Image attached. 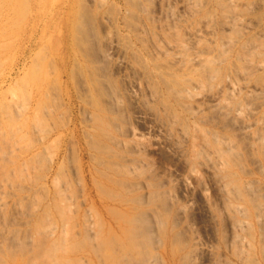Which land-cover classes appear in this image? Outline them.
Returning <instances> with one entry per match:
<instances>
[{"label": "rangeland", "instance_id": "1", "mask_svg": "<svg viewBox=\"0 0 264 264\" xmlns=\"http://www.w3.org/2000/svg\"><path fill=\"white\" fill-rule=\"evenodd\" d=\"M84 32L88 34L85 36ZM107 51L109 55L105 59L102 53ZM132 78L138 79L136 83ZM131 79L133 84L139 82L138 87ZM99 81L105 84L100 85ZM111 92L112 100L108 95ZM236 101L239 104L234 106ZM222 102L226 106L220 109ZM224 114V119L219 117ZM263 122L264 0H0V264H100L101 254L106 255L105 261L102 259L105 264H109L111 258L110 264H132L133 259L128 257H132L133 252L136 254L133 258L143 255L140 259L145 262L135 258L133 264H146L147 260V264H151L154 257L152 264H155L156 256L157 264H264V214L261 212L260 217V213L257 215L252 210L256 206L260 211V204L264 209ZM167 125L170 126L166 128ZM213 134L216 135L214 143L219 140L216 145L211 143ZM212 144L216 146L214 149L220 145L224 148L219 147L214 153ZM217 152L222 156L219 159ZM247 184H251V191H247L250 189ZM245 191L249 192V199L253 198L249 194L259 196L250 201ZM151 192H157L152 195H157V201L148 200ZM227 192L234 193H228L229 197ZM158 195L165 198V207L158 202L162 201ZM156 202L164 208L158 209ZM148 208L156 210L155 216L159 217ZM141 210L146 215L141 216ZM119 211L122 214H118ZM132 214L144 218L141 221L146 224L160 225H156L157 230H151L154 225L149 223L148 231L145 223L137 222L141 217L134 218L139 224L130 219ZM150 215L161 223L155 222L156 219L151 221ZM208 216H212V220ZM235 219L241 221V226L235 225L237 221H232ZM260 219L262 224L258 223ZM42 222L46 225H39ZM259 224L263 225L262 232ZM143 226L149 236L136 234L143 231ZM129 233L138 237H130ZM144 236V241L146 237H153L152 242L158 238L160 241L153 244L149 240L151 248L145 246L146 241L149 243L147 239L146 252L143 243V248H139ZM108 237L113 243L120 240L115 246L109 244L118 246L116 251L124 254L127 263L120 257L121 252L117 255L108 247ZM222 237H226L225 241ZM100 238L98 243L103 241V248L96 244ZM135 239L142 255L134 251ZM20 240L23 243L18 242ZM195 246L198 249H194ZM47 249L51 250L45 251ZM126 249L133 251L132 255ZM145 253L148 258L153 255L152 259L145 257ZM96 256L100 258L99 263ZM52 259L59 262L54 263Z\"/></svg>", "mask_w": 264, "mask_h": 264}, {"label": "bare ground", "instance_id": "2", "mask_svg": "<svg viewBox=\"0 0 264 264\" xmlns=\"http://www.w3.org/2000/svg\"><path fill=\"white\" fill-rule=\"evenodd\" d=\"M82 16H83V15H82ZM80 19H81V18H80ZM82 20H84V19H82ZM81 22H82V21H81ZM77 25H78V24H77ZM75 28H78V26H76ZM75 28H74V29H75ZM79 29H81V28L79 27ZM79 29H78V30H79ZM75 30H76V29H75ZM82 30H84V29H81V31H82ZM79 32H80V31H79ZM86 33H87V32H86ZM86 33L84 32L83 35H85ZM87 34H88V33H87ZM85 36H86V35H85ZM74 37H76V36L74 35ZM82 37L84 38V36H82ZM82 37H81V38H82ZM79 38H80V37H79ZM81 38H80V39H81ZM86 38H88V37H86ZM86 38H85V39H86ZM85 39H84V40H85ZM77 40H79V39H77ZM77 40H76V41H77ZM82 40H83V39H82ZM79 41H80V40H79ZM85 41H88V39L85 40ZM85 41H84V42H85ZM81 42H82V41H81ZM90 42H91V41H90ZM75 43H80V42H75ZM85 43H86V42H85ZM88 43H89V41H88ZM228 43H229V42H228ZM224 44H225V43H224ZM84 45H85V44H84ZM91 45H92V43H91ZM91 45H90V46H91ZM78 46H79V45H78ZM90 46H88V47H90ZM83 47H84V46H83ZM88 47H86L85 49H87ZM251 47H252V46H251ZM92 48H93V47H92ZM89 49H91V48H88V50H89ZM93 49H94V48H93ZM90 51L93 52V51H95V50H90ZM90 51H89V52H90ZM82 52H86V51H82ZM89 52L87 51L86 53L89 54ZM92 52H91V53H92ZM105 52H106V51H105ZM95 53H96V52H95ZM95 53H94V54H95ZM97 54H99V53H97ZM81 55H82V54H81ZM91 55H92V54H91ZM95 55H96V54H95ZM102 55H103V58L105 57V59H106V57L109 55V52L107 51V53H104V54L102 53ZM87 56H88V55H87ZM83 57H84V56H83ZM89 57H90V56H89ZM91 57H95V56H91ZM91 57H90V58H91ZM86 58H87V57H85V59H86ZM118 59H119V58H118ZM107 60H108V59H107ZM74 61H75V60H74ZM100 61L102 62V60H100ZM117 61H118V60H117ZM120 61H121V60H120ZM121 62H122V61H121ZM98 63H100V62H98ZM117 63H118V62H117ZM130 63H131V62H130ZM131 64H133V63H131ZM116 65H117V64H116ZM134 65H135V64H134ZM75 66H76V64H75ZM128 66H129V65H128ZM130 67H131V66H130ZM135 67H136V66H135ZM135 67H134V68H135ZM102 68H103V67H102ZM137 68H138V66H137ZM86 69H87V68H86ZM79 70H80V69H79ZM129 70H130V69H129ZM131 70H132V69H131ZM139 70H141V69H139ZM99 71H101V70H99ZM136 71H137V70H135V72H136ZM75 72H76V71H75ZM87 72H88V71H87ZM103 72H104V71H103ZM137 72H138V71H137ZM95 73H97V72H95ZM101 73H102V71H101ZM101 73H100V74H101ZM131 73H132V71H131ZM73 74L75 75V73H73ZM88 74H89V72H88ZM98 74H99V73H98ZM134 74H135V73H134ZM136 74H137V76H138L139 73H136ZM213 74H214V73H213ZM89 75H90V74H89ZM129 75H130V74H129ZM144 75H145V74H144ZM104 76H105V74H104ZM131 76H132V75H131ZM90 77H91V76H90ZM107 77H108V75H107ZM132 77L135 78L136 76L134 77V75H133ZM211 77H212V75H211ZM108 78H109V77H108ZM133 78H132V79H133ZM139 78H140V76H139ZM161 78H162V77H161ZM209 78H210V77H209ZM132 79H131V80H132ZM146 79H147V76H146ZM89 80H90V79H89ZM91 80H92V78H91ZM105 80H106V78H105ZM109 80H110V78H109ZM133 80H134L135 83H136V81H137L138 79H133ZM133 80H132V84H133V82H134ZM162 80H163V78H162ZM100 81H101V80H100ZM100 81H99V84H100V85L105 84L104 82L101 84ZM106 81H107V83H109L108 80H106ZM111 81H112V80H110V82H111ZM143 81H145V80H143ZM101 82H102V81H101ZM130 82H131V81H130ZM147 82H149V81H147ZM82 83H83V82H82ZM111 83H112V82H111ZM138 83H139V82H138ZM138 83H137V84H138ZM150 83H151V80H150ZM150 83H149V84H150ZM154 83H156V82H154ZM161 83H163V82H161ZM112 84H113V83H112ZM137 84H133V85L136 86ZM173 84L175 85V83H173ZM91 85H92V84H91ZM130 85H131V83H130ZM131 86H132V85H131ZM135 86H134V87H135ZM147 86H148V85H147ZM147 86H145V87L147 88ZM164 86H165V85H164ZM166 86H169V84L166 85ZM166 86H165V88H167ZM49 87H50V85H49ZM137 87H138V85H137ZM149 87H150V86H148V88H149ZM153 87H154V86H153ZM153 87H152V88H153ZM177 87L179 88V86H177ZM180 87H181V86H180ZM105 88H106V87H105ZM107 88H109V87H107ZM181 88H182V87H181ZM189 88H190V87H189ZM52 89H53V88H52ZM83 89H84V88H83ZM94 89H95V88H94ZM99 89H100V88H99ZM136 89H137V88H136ZM149 89H150V88H149ZM155 89H156V88H155ZM155 89H154V90H155ZM167 89H168V88H167ZM167 89H166V90H167ZM170 89H172L171 86H170ZM84 90H85V89H84ZM97 90H98V89H97ZM105 90H106V89H105ZM175 90H177V89H175ZM184 90H185V89H183V92H184ZM108 91H109V90H108ZM115 91H118V90L116 89ZM127 91H128V90H127ZM145 91H147V90H145ZM157 91H158V90H157ZM172 91H174V89H172ZM181 91H182V89H181ZM49 92H50V91H49ZM83 92L85 93V91H83ZM83 92H82V93H83ZM135 92H136V91H135ZM150 92H151V91H150ZM152 92H153V91H152ZM176 92L178 93V91H175V94H176ZM179 92H180V91H179ZM183 92H182V93H183ZM185 92H186V94H188L187 90H185ZM105 93H106V92H105ZM105 93H104V95H105ZM129 93H130V91H129ZM95 94H96V93H95ZM110 94H112V92H111V93H108V95H110ZM115 94H116V93H115ZM134 94H135V93H134ZM134 94H132V95H134ZM148 94L151 95L149 92H148ZM168 94H169V93H168ZM189 94H190V92H189ZM227 94H228V93H227ZM227 94H226V95H227ZM85 95H86V94H85ZM98 95H99V94H98ZM129 95H131V94H129ZM149 95H148V96H149ZM180 95H181V97H182V94H180ZM229 95H230V93H229ZM44 96H46V95L44 94ZM101 96H102V95H101ZM106 96H107V95H106ZM111 96H112V95H110L109 97H111ZM118 96H119V95H118ZM135 96H136V94H135ZM173 96H174V95H173ZM178 96H179V93H178ZM178 96H177V98H178ZM183 96H184V95H183ZM189 96H191V94H190ZM189 96H188V97H189ZM227 96H228V95H227ZM230 96H231V95H230ZM85 97H86V96H85ZM116 97H117V96H116ZM116 97H115V98H116ZM141 97H142V95H141ZM149 97H150L151 99H153V97H151V96H149ZM175 97H176V95H175ZM191 97H192V96H191ZM225 97H226V96H225ZM228 97H229V96H228ZM86 98H87V97H86ZM102 98H103V97H102ZM119 98H120V97H119ZM119 98H118V99H119ZM142 98H143V97H142ZM183 98H184V97H183ZM186 98H187V97H186ZM226 98H227V97H226ZM230 98H231V97H230ZM230 98H229V99H230ZM50 99H51V98H50ZM50 99H49V100H50ZM88 99H89V98H88ZM113 99H114V94H113ZM118 99H116V100L118 101ZM143 99H144V98H143ZM163 99H164V98H163ZM187 99H188V98H187ZM111 100H112V97H111ZM120 100H121V98H120ZM161 100H162V99H161ZM87 101H88V100H87ZM101 101H102V100H101ZM105 101H107V100L104 99V104H105ZM134 101H135V100H134ZM144 101H146V100H144ZM164 101H166V100H164ZM164 101H163V102H164ZM88 102H89V101H88ZM108 102H109V101H108ZM115 102H116V101H115ZM135 102H136V101H135ZM224 102H225V101H224ZM42 103H43V102H42ZM45 103H46V101H45ZM91 103H92V102L90 101V104H91ZM110 103L112 104V102H110ZM120 103H121V102H120ZM165 103H166V102H165ZM222 103H223V102H222ZM225 103H226V105H227V104H228V101L225 102ZM225 103L221 104L222 106H218V107H219L220 109H222L223 107L226 106V105L224 106ZM232 103H233V102H232ZM234 103H235V102H234ZM236 103H237V101H236ZM236 103H235V104H236ZM36 104H37V103H35V106H36ZM46 104H47V103H46ZM115 104H116V103H115ZM161 104H163V103H161ZM167 104H169V103H167ZM167 104H166V105H167ZM235 104H234V106H237V105L239 104V102H238L236 105H235ZM47 105H48V104H47ZM50 105H51V104H50ZM166 105H164V106H166ZM175 105H176V104H175ZM181 105H182V102H181ZM181 105H180V106H181ZM215 105H216V103H215ZM218 105H219V103H218ZM42 106H43V105H42ZM90 106H91V105H90ZM117 106H118V105H117ZM142 106H143V105H142ZM178 106H179V105H178ZM54 107H55V105H54ZM112 107L114 108L113 105H112ZM119 107H120V106H119ZM137 107H138V106H137ZM182 107H183V105H182ZM218 107H217V108H218ZM221 107H222V108H221ZM231 107H232V104L229 105V110H230ZM52 108H53V107H52ZM166 108H167V106H166ZM217 108H216V109H217ZM226 108H227V109H226ZM226 108H224V109H226L225 112L227 113V112H228V111H227V110H228V107H226ZM233 108H234V107H233ZM233 108H232V109H233ZM35 109H36V108H35ZM95 109H96V108H95ZM110 109H111V108H110ZM114 109H115V108H114ZM224 109H223V110H224ZM235 109H238V108H234V110H235ZM97 110H98V109H97ZM105 110H106V108H105ZM117 110H118V108L116 109V111H117ZM171 110H172V108H171ZM171 110H170V111H171ZM218 110H219V109H218ZM42 111H43V110H42ZM45 111H46V110H45ZM53 111H55V110H53ZM111 111H112V110H111ZM119 111H121V110H119ZM119 111H118V113H120ZM172 111H173V110H172ZM220 111H222V110H220ZM114 112H115V110H114ZM134 112H135V111H134ZM136 112H137V110H136ZM223 112H224V111H222V113H223ZM232 112L234 113V111H232ZM42 113H43V112H42ZM46 113H47V111H46ZM215 113H216V112H215ZM217 113H218V111H217ZM226 113H225V114H226ZM229 113H230V112H229ZM44 114H45V113H44ZM47 114H48V113H47ZM133 114H134V113H133ZM139 114H140V113H139ZM172 114H173V112H172ZM225 114H224L222 117H221V116H219V117L224 119ZM227 114H228V113H227ZM36 115H37V114H36ZM41 115H43V114H41ZM41 115H40V118H42ZM140 115H141V114H140ZM212 115H213V114H212ZM215 115H216V114H215ZM217 115H219V114H217ZM146 116H147V115H146ZM227 116H228V115H227ZM35 117H36V116H34V118H35ZM89 117H90V116H89ZM93 117H94V116H93ZM93 117H92V118H93ZM120 117H121V116H120ZM137 117H139V116H137ZM140 117H142V116H140ZM172 117H173V116H172ZM215 117H216V116H215ZM215 117H214V115H213V118H214V119H215ZM34 118H33V119H34ZM106 118H107V116H106ZM111 118H112V117H111ZM133 118H135V117L133 116ZM170 118H171V117H170ZM227 118H228V117H227ZM229 118H232V117H229ZM107 119H108V118H107ZM112 119H114V118H112ZM119 119H121V118H119ZM119 119H118V120H119ZM136 119H137V118H136ZM141 119H142V118H141ZM144 119H145V117H144ZM177 119H178V118H177ZM43 120H44V119H43ZM43 120L41 119V121H43ZM98 120H99V119H98ZM170 120L172 121V119H170ZM173 120H175V119H173ZM205 120H206V119H205ZM208 120H209V119H208ZM208 120H207V121H208ZM227 120H228V119H227ZM231 120H232V119H231ZM233 120H234V119H233ZM140 121H141V120H140ZM144 121H145V120H144ZM158 121H159V120H158ZM203 121H204V120H203ZM225 121H226V120H225ZM229 121H230V119H229ZM11 122H12V121H11ZM38 122H40V119L38 120ZM138 122H139V119H138ZM161 122H163V121H161ZM174 122H175V121H174ZM184 122H185V121H184ZM220 122H221V120H220ZM223 122H224V121H223ZM168 123H169V121H168ZM178 123H179V122H178ZM228 123H229V122H228ZM263 123H264V122H263ZM40 124H41V122H40ZM112 124H114V123H112ZM147 124H148V123H147ZM169 124H170V123H169ZM171 124H172V122H171ZM171 124H170V125H171ZM170 125H169V126H170ZM172 125H173V124H172ZM177 125H178V124H177ZM186 125H187V124H186ZM224 125H226V124L224 123ZM114 126H115V124H114ZM114 126H113V127H114ZM117 126H118V125H117ZM117 126H115V127H117ZM146 126H147V125H146ZM169 126L167 125L166 128H168ZM227 126H228V124H227ZM140 127H141V126H140ZM147 127H148V126H147ZM155 127H156V126H155ZM185 127H187V126H185ZM175 128H176V127H175ZM178 128H179V127H178ZM178 128H177V129H178ZM201 128H202V127H201ZM118 129H119V128H118ZM156 129H157V127H156ZM177 129H176V131H177ZM185 129H186V128H185ZM133 130H135V129H133ZM169 130H170V129H169ZM117 131H118V130H117ZM119 131H120V130H119ZM182 131H183V129H182ZM184 131H186V130H184ZM184 131H183V132H184ZM126 132H127V130H126ZM161 132H162V131H161ZM165 132H166V131H165ZM178 132L180 133L179 129H178ZM211 132H212V130H211ZM101 133H102V132H101ZM102 134H103V133H102ZM118 134H119V133H118ZM122 134H123V133H122ZM124 134H125V133H124ZM156 134H157V133H156ZM167 134L169 135L170 133H167ZM182 134H183V133H182ZM219 135H220V133H219ZM222 135H223V134H222ZM106 136H107V135H106ZM125 136H126V134H125ZM129 136H130V135H129ZM159 136H160V135H159ZM166 136H167V135H166ZM179 136L182 137L181 134H179ZM211 136H212V135H211ZM214 136H215V138H216V135L213 134V136L211 137V139H212V142H211V143H213V144H215V143H219V140H218V142H216V140H215V143H214V141H213V140L215 139V138L213 139ZM220 136H221V135H220ZM85 137H86V136H85ZM88 137H89V136H88ZM167 137H168V136H167ZM174 137H175V136H174ZM112 138H113V137H112ZM170 138H171V137H170ZM89 139H90V138H88V140H89ZM106 139H107V138H106ZM110 139H111V138H110ZM110 139H109V141H110ZM113 139H114V138H113ZM113 139H112V140H113ZM221 139H222V138L220 137V140H221ZM203 140H204V139H203ZM223 140H224V139H223ZM113 141H114V140H113ZM173 141H174V140H173ZM209 141H210V140H209ZM174 142H175V141H174ZM177 142H178V141H177ZM205 142H206V140H205ZM223 142H224V141H223ZM223 142H222V143H223ZM110 143H111V142H110ZM121 143H123V141H122ZM136 143H137V142H136ZM175 143H176V142H175ZM207 143H208V142H207ZM207 143H206V144H207ZM226 143H227V142H226ZM229 143H230V142H229ZM91 144H92V143H91ZM95 144H96V143H95ZM114 144H115V141H114ZM123 144H124V143H123ZM137 144H138V143H137ZM169 144H170V143H169ZM213 144H212V145H213ZM220 144H221V142H220ZM220 144H219V145H220ZM100 145H101V144H100ZM100 145H99V146H100ZM118 145H119V144H118ZM124 145H127V144H124ZM174 145H175V144H174ZM176 145H177V144H176ZM203 145H205V144L203 143ZM210 145H211V144H210ZM215 145H216V144H215ZM217 145H218V144H217ZM222 145H223V144H222ZM99 146H98V147H99ZM128 146H129V144H128ZM131 146H132V145H131ZM131 146H130V147H131ZM178 146H179V145H177V147H178ZM180 146H181V145H180ZM228 146H229V145H228ZM228 146H227V147H228ZM101 147H102V146H101ZM117 147H118V146H117ZM119 147H120V145H119ZM124 147H126V146H124ZM132 147H133V146H132ZM175 147H176V146H175ZM200 147H201V146H199V149H201ZM212 147H213V149H214V147H216V146L213 145ZM219 147L221 148L222 146L220 145ZM219 147H217V149H218ZM89 148H90V147H89ZM93 148H94V147H93ZM96 148H97V146H96ZM99 148H100V147H99ZM220 148H219V150H220ZM222 148H224V147H222ZM102 149H103V148H102ZM109 149L112 150V148H109ZM142 149H144V148H142ZM142 149H141V150H142ZM168 149H169V148H168ZM176 149H177V148H176ZM217 149L215 148V149L213 150V152L215 151L214 153H216ZM130 150H131V149H130ZM219 150H218V151H219ZM231 150H232V149H231ZM133 151L135 152V150H133ZM199 151H200V150H199ZM221 151H222V150H221ZM221 151H220V152H221ZM98 152H99V151H98ZM124 152H125V151H124ZM127 152H128V151H127ZM178 152H180V150H179ZM184 152H185V151H184ZM184 152H183V153H184ZM197 152H198V151H197ZM202 152L204 153V151H202ZM222 152H223V151H222ZM222 152H221V154H222ZM125 153H126V152H125ZM207 153H208V152H207ZM217 153L220 154L219 152H217ZM224 153H225V152H224ZM199 154H200V153H199ZM208 154H209V153H208ZM218 154H217V158L219 159V156H221V154H220V155H218ZM227 154H229V153H227ZM180 155H181V154H180ZM203 155H204V154H203ZM232 155H234L233 152H232ZM232 155H230V156H232ZM235 155H236V154H235ZM109 156H110V155H109ZM193 156H194V155H193ZM206 156H208V155H206ZM215 156H216V154H215ZM123 157H124V156H123ZM221 157H222V156H221ZM233 157L235 158V156H233ZM193 158H194V157H193ZM230 158H232V157H228V159H230ZM97 159H98V158H97ZM134 159H135V158H134ZM134 159H133V160H134ZM204 159H205V157H204ZM206 159H207V158H206ZM214 159H216V158L214 157ZM98 160H99V159H98ZM98 160H97V161H98ZM130 160H131V159H130ZM208 160H209V159H208ZM208 160H207V161H208ZM216 160H217V159H216ZM221 160H222V159H220V161H221ZM103 161H104V160H103ZM180 161H181V160H180ZM212 161H215V160H212ZM99 162H100V160H99ZM96 163H98V162H96ZM101 163H102V162H101ZM103 163L105 164V161H104ZM113 163H114V162H113ZM210 163H211V162H210ZM217 163H218V162H217ZM217 163H216V164H217ZM222 163H223V161H222ZM140 164H141V163H140ZM191 164H192V163H191ZM211 164H212V163H211ZM220 164H221V162H220ZM224 164H225V162H224ZM226 164H227V163H226ZM98 165H99V164H98ZM110 165H111V164H110ZM131 165H132V163H131ZM134 165H135V163H134ZM60 166H61V165H60ZM60 166H59V167H60ZM104 166H105V165H104ZM119 166H120V165H119ZM127 166H128V165H127ZM129 166H130V165H129ZM137 166H138V164H137ZM222 166H223V165H222ZM141 167H143V164H142ZM192 167H193V166H192ZM111 168H112V166H111ZM130 168H131V167H130ZM137 168H138V167H137ZM190 168H191V167H190ZM206 168H207V167H206ZM210 168H211V166H210ZM61 169H62V168H61ZM61 169H60V170H61ZM94 169H95V168H94ZM106 169H107V168H106ZM118 169H119V167H118ZM118 169H117V170H118ZM121 169H122V168H121ZM121 169H120V170H121ZM132 169H134V167H132ZM135 169H136V168H135ZM114 170H115V169H114ZM139 170H141V169H139ZM223 170H224V169H223ZM109 171H110V170H109ZM118 171H119V170H118ZM124 171H125V170H124ZM217 171H218V170H217ZM60 172H61V171H60ZM112 172H113V171H112ZM133 173H134V172H133ZM61 174H62V173H61ZM124 174H126V173H124ZM134 174H135V173H134ZM225 174H227V173H225ZM138 175H139V174H138ZM223 176L226 177V175H223ZM135 177H136V176H135ZM187 178H188V177H187ZM218 178H219V177H218ZM223 178H224V177H223ZM219 179H220V178H219ZM110 180H112V179H110ZM232 180H233V179H232ZM218 181H219V180H218ZM115 182H117V180H116ZM137 182H138V181H137ZM183 182H184V181H183ZM228 182H229V181H228ZM228 182H226V183H227L226 185H228ZM230 182H231V181H230ZM250 182H251V181H250ZM97 183H98V182H97ZM118 183H119V181H118ZM124 183H125V182H124ZM144 183H145V182H144ZM149 183H150V182H148V184H149ZM222 183H223V182H222ZM247 183H248V182H247ZM252 183H253V182H252ZM120 184H121V183H120ZM122 184H123V183H122ZM125 184H126V183H125ZM133 184H134V183H132V185H133ZM141 184H142V183H141ZM181 184H183V183H181ZM185 184L187 185V183H185ZM236 184H238V183H236ZM236 184H234V185L236 186ZM96 185H97V184H96ZM126 185H127V184H126ZM132 185H130V187H131ZM138 185H140V184H138ZM138 185H136V186L138 187ZM199 185H200V183H199ZM226 185H225L224 187H226ZM230 185H232V184H230ZM241 185H242V184H240V186H241ZM247 185H248V184H247ZM250 185H251V184H250ZM250 185H248L247 188H250V189L247 190V191H251V190H252V189H251L252 187H249ZM61 186H62V184H61ZM97 186H98V185H97ZM122 186H124V185H122ZM133 186H134V185H133ZM136 186H135V187H136ZM141 186H142V185H141ZM149 186H150V185H149ZM152 186H154V184H152ZM155 186H157V183H156ZM183 186H184V185H183ZM189 186H190V185H189ZM242 186H243V185H242ZM99 187H100V186H99ZM99 187H98V188H99ZM135 187H134V188H135ZM144 187H145V186H144ZM144 187H143V188H144ZM147 187H148V186H147ZM150 187H151V186H150ZM157 187H158V186H157ZM184 187H185V186H184ZM222 187H223V186H222ZM229 187H230V186H229ZM245 187H246V185H245ZM199 188H200V187H199ZM231 188H234V186H232ZM237 188H238V187H237ZM243 188H244V186H243ZM243 188H241V189H243ZM100 189H101V187H100ZM128 189H130V188H128ZM180 189H181V188H180ZM189 189H190V188H189ZM220 189L222 190L223 188H220ZM244 189H245V188H244ZM101 190H102V189H101ZM126 190H127V189H126ZM135 190H136V188H135ZM224 190H225V189H224ZM227 190H228V188H227ZM234 190H235V188H234ZM255 190H256V189H255ZM107 191H108V190H107ZM229 191H230V190H229ZM231 191H232V190H231ZM238 191L241 192V190H238ZM242 191H244V190H242ZM247 191H245L246 194H247V195L245 194V197L247 196L246 198H248V193H249V192H247ZM256 191H257V190H256ZM126 192H127V191H126ZM128 192H129V190H128ZM130 192H131V191H130ZM220 192H221V191H220ZM223 192H225V191H223ZM234 192H236V191H234ZM234 192H233V193H234ZM252 192H254V191H252ZM252 192H250V193H252ZM124 193H125V192H124ZM154 193L157 194V192H151V193H149L150 195L148 194L150 198L148 197L149 199H148V198H147V199H148L150 202H152L153 200H156V198H157V195L154 196V197L152 196ZM228 193H230V192H227L226 194H228ZM233 193L231 192L230 194L233 195ZM145 194H146V193H145ZM145 194H144V195H145ZM239 194H240V193H239ZM57 195H58V194H57ZM103 195H104V193H103ZM113 195H114V194H113ZM113 195H112V193L110 194V196H112V197H113ZM118 195H119V194H118ZM232 195H231V196H232ZM236 195H237V194H236ZM253 195H254V194H252V195L249 194L250 198L253 197V198L255 199V197H256L257 195H255V196H253ZM59 196H60V195H59ZM107 196H108V195H107ZM119 196H120V195H119ZM160 196H161V195H160ZM228 196H229V194H228ZM234 196H235V195H234ZM234 196H232V197H234ZM251 196H252V197H251ZM258 196H259V195H258ZM258 196H257V198H258ZM61 197H62V196H61ZM142 197H144V196H142ZM151 197H153V198H155V199H152ZM229 197H230V196H229ZM238 197H239V196H238ZM260 197H261V196H260ZM262 197H263V196H262ZM262 197H261V198H262ZM62 198H63V197H62ZM62 198H61V199H62ZM135 198H136V197H135ZM144 198H145V201H147V200H146V197H144ZM158 198H161V197H159V195H158ZM234 198H235V197H234ZM236 198H237V197H236ZM240 198H241V196H240ZM242 198H243V197H242ZM242 198H241L240 200H242ZM246 198H245V199H246ZM253 198H252V199H253ZM112 199H113V198H112ZM131 199H132V198H131ZM139 199H140V197H138V200H139ZM150 199H151V200H150ZM161 199H162V201H163L165 198H164V199L161 198ZM167 199H168V197H167ZM225 199H226V198H225ZM238 199H239V198H238ZM248 199H249V198H248ZM248 199H247V200H248ZM252 199H249V200H250V201H253ZM58 200H59V199H58ZM129 200H130V199H129ZM129 200H128V201H129ZM132 200H133V199H132ZM136 200H137V199H136ZM138 200H137V201H138ZM142 200H143V198H142ZM247 200H246V201H247ZM255 200H256V199H255ZM156 201H157V200H156ZM159 201L162 203V204L160 203V205H163V206L165 207V205H166L165 203H167V202H166L165 200H164L165 202H164V201L162 202L161 200H158V202H159ZM189 201H190V199H189L187 202H189ZM191 201H192V200H191ZM233 201H234V200H233ZM242 201H244V200H242ZM54 202H55V201H54ZM59 202L62 204V201H59ZM131 202H132V201H131ZM134 202H135V201H134ZM147 202H148V201H147ZM248 202H249V201H248ZM257 202H258V200H257ZM55 203H56V202H55ZM139 203H142V202L140 201ZM163 203H164V204H163ZM249 203H250V202H249ZM254 203L256 204V202H254ZM254 203L252 202V205H253ZM258 203H259V202H258ZM258 203H257V204H258ZM63 204H65V203L63 202ZM136 204H137V202H136ZM142 204H143V203H142ZM145 204H146V203H145ZM230 204H231V203H230ZM230 204H229V207H230ZM232 204H233V203H232ZM232 204H231V205H232ZM52 205H53V204H52ZM155 205H156L157 207H159L158 204H157V202H156ZM168 205H169V204H168ZM170 205H171V204H170ZM225 205H226V204H225ZM240 205H241V204H240ZM261 205H262V204H260V207H259L260 211H259V210H258V207H256V206H253V207H252L251 204H250V206L253 208V209H252L253 212H254V211L257 212V215H259L258 213H260V215H261L260 217H262V214H264V211L261 210V209H263V208H262L263 206L261 207ZM54 206H55V208H56V206H58V205H54ZM62 206H63V205H62ZM123 206H124L125 208H126V207L128 208L127 205H123ZM152 206H154V205H152ZM163 206H162V207H163ZM233 206L235 207L236 205H233ZM233 206H232V208H233ZM258 206H259V204H258ZM58 207H59V206H58ZM65 207H66V206H65ZM89 207H90V206H89ZM129 207H130V206H129ZM162 207H161V208H162ZM164 207H163V208H164ZM168 207H169V206H168ZM168 207L165 208V209H166V212H168V211H167ZM185 207H186V205H185L183 208H185ZM229 207L227 206V208H229ZM236 207H238V205H237ZM254 207L257 209V211H256V209H255ZM55 208H54V209H55ZM60 208H61V206H60ZM60 208H58V209H60ZM131 208H132V207H131ZM133 208H134V207H133ZM161 208L159 207L158 209H161ZM163 208H162V209H163ZM183 208H182V209H183ZM63 209H64V208H63ZM63 209H62V210H63ZM65 209H66V208H65ZM89 209H90V208H89ZM135 209H137V208H135ZM135 209H134V210H135ZM148 209H149V208H148ZM162 209H161V210H162ZM169 209H170V207H169ZM182 209H181V210H182ZM192 209H193V207H192ZM198 209H200V208L198 207ZM233 209H234V208H233ZM245 209H246V208H245ZM62 210H60V211H62ZM128 210H129V209H128ZM132 210H133V209H132ZM149 210H150V211H153V213H152V212H151V213L155 216L154 211L156 212V210H153V209H151V208H150ZM200 210H201V209H200ZM200 210H199V211H200ZM205 210H206V209L204 208V211H205ZM241 210H242V207H241ZM263 210H264V209H263ZM86 211H87V210H86ZM90 211H91V210H90ZM116 211H117V210H116ZM116 211H114V213H115ZM182 211H183V210H182ZM223 211H224V210H223ZM242 211H243V210H242ZM246 211H247V209H246ZM246 211H243V212L246 213ZM45 212H46V211H45ZM58 212H59V210H58ZM62 212H63V211H62ZM64 212H65V211H64ZM117 212H118V211H117ZM117 212H116V213H117ZM141 212H142V213H140V215L142 214L141 216H144V214H145V213H144V210H143V211L141 210ZM179 212H180V210H179ZM201 212H202V211H201ZM230 212H234V211L230 210ZM261 212H263V213L261 214ZM46 213H47V212H46ZM65 213H68V212H65ZM120 213H121V211H119L118 214H120ZM137 213H138V212H137ZM143 213H144V214H143ZM146 213H147V212H146ZM156 213L158 214V212H156ZM160 213H161V212H160ZM239 213L241 214V212H240V208H239ZM43 214H44V213H43ZM56 214H57V213H56ZM118 214H117V215H118ZM121 214H122V213H121ZM148 214H150V213H148ZM162 214H164V212H163ZM173 214H174V213H173ZM233 214H235V212H234ZM247 214H249L248 211H247ZM254 214H255V213H254ZM44 215H46V214H44ZM60 215H62V214H60ZM60 215H59L58 217H60ZM63 215H64V214H63ZM86 215H88V213H87ZM124 215H125V214H124ZM130 215H131V214H130ZM138 215H139V214H138ZM145 215H146V214H145ZM153 215H152V216H153ZM174 215L176 216L177 214H174ZM236 215H237V213H236ZM245 215H246V214H245ZM245 215L243 214V216H245ZM132 216H133V214H132ZM132 216H130V219L133 218V219H131V220H133V221L135 220V223H137V222H140V223H141V222H142L141 220L144 219V218H142L141 216H139V217H141L142 219H139V217H136V215H135V217H134V216L132 217ZM147 216H148V215H147ZM160 216H161V214H160ZM164 216H165V215H164ZM213 216H214V215H213ZM233 216H234V215H233ZM241 216H242V214H241ZM248 216H249V215H248ZM150 217H151V215H150ZM155 217H157V216H155ZM158 217H159V216H158ZM158 217H157V218H158ZM177 217H178V216H177ZM177 217H176V219H177ZM208 217H209V216H208ZM211 217H212V216H211ZM211 217H209V218H211ZM227 217H228V216H227ZM229 217H230V216H229ZM246 217H247V216H245V218H246ZM71 218H72V217H71ZM73 218H74V217H73ZM134 218H136V219L138 218L140 221L138 220V221L136 222V219H134ZM145 218H146V217H145ZM151 218H152V217H151ZM157 218H152L151 221H152L153 219H156V220H155V222H156V221H157ZM161 218H163V216H162ZM172 218H173V216H172ZM172 218H171V219H172ZM233 218H234V217H233ZM233 218H232V219H233ZM241 218H242V217H241ZM249 218H250V216H249ZM255 218L259 221V219H258L259 216H258V218H257V216H256ZM48 219H49V218H48ZM61 219H63V218H60V220H61ZM66 219H67V217H66ZM66 219H65V220H66ZM130 219H129V220H130ZM146 219H148V218H146ZM176 219H174V220H176ZM225 219H227V218H225ZM236 219H237V218H236ZM236 219H235V220H232V221H233V222H234V221L236 222V221H237ZM238 219H239V217H238ZM253 219H254V218H253ZM46 220H47V219H46ZM115 220H116V219H115ZM149 220H150V219H149ZM158 220H159V219H158ZM177 220H178V219H177ZM211 220H212V218H211ZM214 220H215V217H214ZM214 220H213V221H214ZM42 221H43V220H42ZM47 221H48V220H47ZM61 221H62V220H61ZM85 221H86V220H85ZM97 221H98V220H97ZM113 221H114V220H113ZM120 221H121V220H120ZM147 221H148V220H147ZM258 221H257V222H258ZM261 221H262V220L260 219V222H258V223L262 224ZM53 222H54V221H53ZM53 222H52V223H53ZM62 222H63V221H62ZM121 222H122V221H121ZM124 222H125V221H124ZM145 222H146V221H143V222L141 223V225H144ZM148 222H149V221H148ZM157 222H158V221H157ZM201 222H202V221H201ZM233 222H231L232 225H233ZM239 222H240V224H239ZM239 222L237 221V222L235 223V225L238 223L236 226H238V225L241 226V221H239ZM244 222L246 223V221H244ZM263 222H264V218H263ZM45 223H46V222H45ZM63 223H64V222H63ZM119 223H120V222H119ZM119 223H118V224H119ZM149 223L151 224V222H149ZM149 223H147V224L145 223V226H146V225L148 226ZM158 223H161V221H159ZM171 223H172V222H171ZM173 223H174V222H173ZM175 223H176V222H175ZM224 223H226V222H224ZM245 223H243V225H244ZM247 223H248V225H250L249 222H247ZM258 223H256V224H258ZM42 224H44V223L42 222V223L39 224V225H42ZM65 224H66V223H65ZM115 224H116V222H115ZM125 224H126V223H125ZM137 224H139V223H137ZM137 224H136V225H137ZM164 224H165V223H164ZM231 224H230V225H231ZM260 224H259V226L261 227L260 231L262 232V229H263L262 226H263V225H260ZM44 225H46V224H44ZM62 225L64 226V224H62ZM62 225H60V226L62 227ZM82 225H83V224H82ZM98 225H100V228L102 227V223H101V224H98ZM136 225L134 224V227H136ZM141 225H140V227H141ZM153 225H154V226H153ZM153 225L151 224V226H153V227H152L153 229H151V230H157V229H156V228H157L156 225L158 226V225H160V224H156V223H155V224H153ZM172 225H175V224H172ZM226 225H227V224H226ZM35 226H36V225H35ZM71 226H72V225H71ZM74 226H75V224H74ZM74 226H73V227H74ZM83 226H84V225H83ZM87 226H88V224H87ZM96 226H97V224H96ZM138 226H139V225H138ZM138 226H137V227H138ZM145 226H143V228H141V229H143V231H140V230H139L138 233L136 232V234H138L139 236H140V234H141V235H142V234H146V231H147V230H146ZM147 226H146V227H147ZM43 227H44V226H43ZM61 227H60V228H61ZM121 227H122V226H121ZM126 227H127V226H126ZM140 227H138V228H140ZM164 227H165V225L163 226V228H164ZM171 227H173V226L170 225V228H171ZM174 227H175V226H174ZM184 227H185V226H184ZM186 227H187V226H186ZM186 227H185V230H186ZM244 227H245V226H244ZM263 227H264V226H263ZM52 228H53V227H52ZM98 228H99V226H98ZM98 228H97L96 230H98ZM109 228H110V227H109ZM130 228H131V227H130ZM149 228H151V227H147L148 231H150ZM160 228H161V227H160ZM247 228L249 229V227H247ZM34 229H35V228H34ZM38 229H39V227H38ZM42 229H43V228H42ZM42 229H40V230H42ZM46 229H47V228H46ZM106 229L108 230L107 226H106ZM123 229H124V228H123ZM131 229H134V228H131ZM158 229H159V228H158ZM164 229H165V228H164ZM63 230H64V227H63ZM67 230H68V229H67ZM67 230L65 229V231H67ZM69 230H71L70 227H69ZM87 230H88V229H87ZM87 230H85V231H87ZM96 230H95V234L98 233V232L96 233ZM112 230H113V229H112ZM118 230H119V229H118ZM124 230H125V229H124ZM134 230L137 231L136 229H134ZM134 230H132V232H133ZM160 230H161V229H160ZM170 230H171V229H170ZM181 230H183V229H181ZM181 230H180V231H181ZM227 230H228V229H227ZM46 231H47V230H46ZM50 231H51V230H50ZM60 231H61V230H60ZM85 231H84V232H85ZM98 231H99V230H98ZM119 231H120V230H119ZM129 231L131 232L130 229H129ZM148 231H147V232H148ZM183 231H184V230H183ZM243 231H244V230H243ZM258 231H259V230H258ZM25 232H26V231H25ZM61 232H62V231H61ZM107 232H108V231H107ZM139 232H141V233H139ZM154 232H155V231H154ZM157 232H158V231H157ZM159 232H161V231H159ZM163 232H164V231H163ZM186 232H187V231H186ZM221 232H222V231H221ZM223 232H224V230H223ZM223 232H222V233H223ZM247 232H248V231H247ZM261 232H259V233H261ZM35 233H36V232H35ZM43 233H44V232H43ZM62 233H63V232H62ZM62 233H61V234H62ZM67 233H68V231H67ZM67 233H66V234H67ZM85 233H86V232H85ZM87 233H90V232L87 231ZM99 233H100V232H99ZM133 233H134V232H133ZM174 233H175V232H174ZM21 234H22V233H21ZM30 234H31V233H30ZM37 234H38V233H37ZM50 234H51V233H50ZM64 234H65V233H64ZM91 234H93V233H91ZM136 234H132V233H131V235H130V233H129L130 237H131V236L134 237ZM152 234L154 235L153 231H152ZM152 234H150V235L153 236ZM155 234H156V232H155ZM180 234H181V233H180ZM180 234H179V235H180ZM224 234H225V233H224ZM224 234H223V235H224ZM244 234H245V233H244ZM19 235H20V234H19ZM41 235H42V233H41ZM46 235H48V234L46 233ZM76 235H77V233H76ZM76 235H75V236H76ZM93 235H94V234H93ZM99 235H101V234H99ZM127 235H128V234H127ZM127 235H125V237H126ZM133 235H134V236H133ZM138 235L135 236V237H138ZM156 235H157V234H156ZM156 235H155V238H157ZM164 235H165V234H164ZM175 235H177V234H175ZM190 235H191V234H190ZM235 235H236V234H235ZM245 235H246V234H245ZM43 236H44V235H43ZM48 236H49V235H48ZM60 236H61V235H60ZM81 236H82V235H81ZM89 236H90V235H89ZM89 236H88V239L91 237V236H90V237H89ZM145 236H149V235L146 234ZM145 236L143 237V241H144ZM161 236H162V235H161ZM171 236H172V235H171ZM232 236H233V235H232ZM232 236H231V237H232ZM236 236H237V235H236ZM236 236H235V238H237ZM258 236H259V235H258ZM262 236H263V239H264V233H263ZM262 236H261V237H262ZM31 237H32V236H31ZM38 237H40V236L38 235ZM44 237H45V236H44ZM61 237H64V235L61 236ZM68 237H69V236H68ZM68 237H67L66 239H72V238H68ZM83 237H84V236H83ZM92 237H93V236H92ZM96 237H97V239H98V236H96ZM111 237H112V236H110V238H111ZM141 237H142V236H141ZM179 237H180V236H179ZM194 237H195V236H194ZM227 237H228V236H227ZM250 237H251V235H250ZM20 238H21V236H20ZM29 238H30V237H29ZM40 238H41V237H40ZM40 238H39V239H40ZM73 238H74V236H73ZM94 238H95V237H94ZM94 238H93V239H94ZM116 238H117V237H116ZM172 238H173V237H172ZM222 238H223V237H222ZM235 238H233V239H235ZM239 238H240V237H239ZM18 239H19V238H18ZM32 239H33V238H32ZM32 239H31V240H32ZM63 239H64V238H63ZM90 239H91V238H90ZM107 239H108V241L110 240L109 237H108ZM107 239H106V240H107ZM139 239H140V241H142V240H141L142 238H138V240H139ZM147 239H148V241L151 240V243H153V244H154L155 242H157V240H159V238H158L157 240H155V242H152L153 237H150V239H149L148 237H146L145 241H146ZM182 239H184V237H182ZM198 239H199V238H198ZM223 239H224V238H223ZM225 239H226V237H225ZM225 239H224V241H225ZM229 239H230V238H229ZM240 239H242V238H240ZM259 239H261V238H259ZM259 239H258V240H259ZM27 240H28V238H27ZM42 240H45V239L42 238ZM59 240H60V239H59ZM81 240H83V239H81ZM81 240L78 241V242H81ZM177 240H178V239H177ZM191 240H192V239H191ZM237 240H238V239H237ZM22 241H23V240H22ZM24 241H25V240H24ZM28 241H29V240H28ZM35 241H36V240H35ZM62 241H63V240H62ZM64 241H65V239H64ZM67 241H68V240H67ZM87 241H88V240H87ZM87 241H85V242L87 243ZM92 241H93V242H96V240H92ZM99 241H101V238H100V240H98L97 243H96V244H98V246H99V248H100V247H102L104 244H103V245L101 244V243H103V241H102L101 243H98ZM115 241H116V240H115ZM132 241H133V240H132ZM134 241H136V242H132V246L135 244L134 247H135V248L137 247L136 250H135V248H134V251H136L137 254L142 255L141 253H142L143 251L141 250V253H139V252H140L139 250L143 248L145 241L139 243V248H140V246H142V243H143V246H142V248H140V249L138 248L137 240L135 239ZM140 241H139V242H140ZM153 241H154V240H153ZM159 241H160V240H159ZM159 241H158V242H159ZM170 241H171V240H170ZM175 241H176V240H175ZM175 241H174V242H175ZM181 241H183V240H181ZM181 241H180V242H181ZM192 241H193V240H192ZM198 241H199V240H198ZM234 241H235V240H234ZM259 241H260V240H259ZM18 242H21V240L18 241ZM41 242H43V241H41ZM82 242H83V241H82ZM110 242L113 243L112 239H111V241L108 242V244H109ZM116 242L119 243L120 240H119V241H116ZM116 242L113 243V245H114V244L117 245ZM158 242H157V244H158ZM185 242H186V241H185ZM185 242H184V243H185ZM193 242H194V241H193ZM199 242H200V241H199ZM239 242H240V241H239ZM16 243H17V242H16ZM21 243H23V242H21ZM26 243H27V241H26ZM28 243H29V242H28ZM52 243H53V242H52ZM76 243H77V242H76ZM88 243H89V242H88ZM88 243H87V245H88ZM171 243H172V241H171ZM232 243H233V242H232ZM237 243H238V242H237ZM263 243H264V242H263ZM35 244H36V242H35ZM43 244H44V243H43ZM62 244H63V243H62ZM80 244H82V243H80ZM90 244H91V242H90ZM90 244H89V245H90ZM99 244H101V246H100ZM105 244H106V243H105ZM127 244H128V243H127ZM145 244H146V245H145L146 247H151V246H153L152 244L150 245V241H149V243H147V241H146ZM193 244H194V243H193ZM193 244H192V245H193ZM201 244H203V243H201ZM239 244H241V243H239ZM6 245H7V244H6ZM20 245H21V244H20ZM26 245H27V244H26ZM30 245H31V244H30ZM37 245H38V243H37ZM37 245H35L34 247H37ZM52 245H53V244H52ZM68 245H69V244H68ZM70 245H71V243H70ZM77 245H78V244H77ZM82 245H83V244H82ZM106 245H107V244H106ZM110 245H111V246H110ZM115 245H114V246H115ZM118 245H119V244H118ZM147 245H149V246H147ZM196 245H197V244H196ZM198 245H199V244H198ZM261 245H262V244H261ZM263 245H264V244H263ZM11 246H12V245H11ZM16 246L18 247V245H16ZM22 246H23V245H22ZM27 246H28V245H27ZM31 246H32V245H31ZM65 246H66V245H65ZM72 246H73V245H72ZM72 246H71V247H72ZM93 246H94V245H93ZM93 246H92V248H93ZM125 246H126V245H125ZM145 246H144V248H145V250H146V247H145ZM159 246H160V245H159ZM159 246H158V247H159ZM208 246H209V245H208ZM208 246H207V247H208ZM235 246L237 247V245H235ZM238 246H239V245H238ZM5 247H6V246H5ZM19 247H20V246H19ZM41 247H42V245H41ZM50 247H51V246H50ZM55 247H56V246H55ZM66 247H69V246H66ZM77 247H78V246H77ZM77 247H73V248L76 249ZM82 247H83V246H82ZM85 247H86V246H85ZM90 247H91V246H90ZM108 247L111 248V247H112V244H109ZM117 247H118V246H117ZM117 247H116V248H117ZM121 247H123L122 244H121ZM129 247H130V245H129ZM192 247H193V246H192ZM197 247H198V246H197ZM197 247L195 246L194 249H195V248L198 249ZM263 247H264V246H262V248H263ZM7 248H8V247H7ZM7 248H6V249H7ZM11 248L14 249V247H11ZM20 248H21V247H20ZM28 248H29V247H27V250L30 249V248H29V249H28ZM38 248H39V246H38ZM95 248H96V247H95ZM102 248H103V247H102ZM110 248H109V250H110V252H111L112 250H111ZM112 248H113V250H115V251H112L113 253L116 252L115 254L118 253V254L120 255V252H121V251H118V252H117L115 247H112ZM151 248H153V247H151ZM159 248H160V247H159ZM237 248H238V247H237ZM36 249H37V248H36ZM39 249H41V248H39ZM42 249H43V248H42ZM51 249H52V248H51ZM51 249H49V250H51ZM65 249H66V248H65ZM67 249H68V248H67ZM67 249H66V250H67ZM71 249H72V248H71ZM96 249H98V248H96ZM106 249H107V248H106ZM117 249H118V248H117ZM119 249L121 250L120 245H119ZM132 249H133V248H132ZM137 249H138V251H137ZM20 250H21V249H20ZM43 250H44V249H43ZM43 250H41V251H43ZM49 250L47 249V250H45V251H49ZM60 250H61V249H60ZM78 250H79V249H78ZM80 250H81V249H80ZM102 250H104V249H102ZM126 250H129V249H126ZM199 250H200V249H199ZM262 250H263V249H262ZM262 250L260 249V251H262ZM34 251H35V250H34ZM38 251H39V250H38ZM54 251H56V250H54ZM67 251H68V250H67ZM69 251H71L70 248H69ZM90 251H92V250L90 249ZM94 251H95V249H94ZM233 251H234V250H233ZM233 251H232V252H233ZM239 251H240V250H239ZM241 251H242V249H241ZM26 252H27V251H26ZM35 252H37V251H35ZM35 252H34V253H35ZM43 252H44V251H43ZM63 252H64V251H63ZM98 252H100V250H98ZM102 252H103V251H102ZM102 252H101V253H102ZM130 252H131V253H130ZM132 252H133V251H130V250H129V252H127V253H129V255H132ZM146 252H147V250H146ZM235 252H236V251H235ZM263 252H264V251H263ZM45 253H46V252H45ZM66 253H67V252H66ZM68 253H70V252H68ZM92 253H93V251H92ZM95 253H96V252H95ZM121 253H122V252H121ZM125 253H126V252H125ZM127 253H126V254H127ZM149 253H150V252H149ZM188 253H190V252L188 251ZM199 253H201V252H199ZM236 253H237V252H236ZM236 253H235V254H236ZM239 253H240V252H239ZM18 254H19V253H18ZM31 254H32V253H31ZM37 254H38V253H37ZM42 254H43V253H42ZM52 254H53V253H52ZM115 254H114V255H115ZM118 254H117V255H118ZM122 254H123V253H122ZM153 254H154V252H153ZM205 254H206V253H205ZM262 254H264V253H262ZM32 255H33V254H32ZM32 255H31V256H32ZM35 255H36V254H35ZM38 255H39V254H38ZM43 255H44V254H43ZM43 255H42V256H43ZM46 255H47V254H46ZM56 255H57V254H55V256H56ZM58 255H59V254H58ZM92 255H94V254H92ZM104 255H105V254H101V256H100V257H101V261H102V262L99 261L100 264L103 263V260H102V259H104V261H105V257H104ZM114 255H113L112 257H114ZM117 255H116V256H117ZM129 255H128V256H129ZM134 255H136V254H134V252H133L132 257H128V258L133 259L132 261H131V259L128 260V261H131L132 264H133V262H134V259L136 258V257L133 258ZM145 255H146V253H145ZM151 255H152V254H151ZM156 255H157V254H156ZM156 255L154 254V256H156ZM12 256H14V255H12ZM28 256H29V255H28ZM31 256H30V257H31ZM42 256H41V257H42ZM60 256H62V255H59V257H60ZM105 256H106V255H105ZM108 256H110V258H111V255H110V254H109ZM122 256H123V258H124V260H125V256H124V254L121 255L120 257H122ZM138 256H139V255H138ZM142 256H143V255H142ZM142 256L137 257L136 259L138 260V258L140 259ZM152 256H153V255H152ZM152 256H150L151 258H148L147 255H146L145 257H147L148 259L151 260V259H152ZM184 256H186V254H185ZM184 256H182V257H183L182 259H185ZM187 256H188V255H187ZM19 257H20V256H19ZM36 257H37V256H36ZM46 257H47V256H46ZM50 257H52V256H50ZM102 257H103V258H102ZM156 257H157V260L159 261L158 256H156ZM159 257H160V256H159ZM32 258H33V257H32ZM53 258H54V257H53ZM78 258L80 259V257H78ZM95 258H97V256H96ZM114 258H115V257H114ZM117 258H118V257H117ZM123 258H121L120 261H121ZM126 258H127V256H126ZM128 258H127V259H128ZM210 258H211V257H210ZM263 258H264V257H263ZM1 259H2V258H1ZM1 259H0V260H1ZM28 259H29V258H28ZM33 259H34V258H33ZM33 259H32V260H33ZM36 259H37V258H36ZM45 259H46V258H45ZM70 259H71V258H70ZM70 259H69V262H70ZM74 259H75V258H74ZM74 259H73V260H74ZM99 259H100V258H99ZM99 259L97 258L96 261L98 262ZM136 259H135V260H136ZM154 259H155V257L153 258V260H154ZM179 259H181V258H179ZM40 260H41V259H40ZM46 260H47V259H46ZM46 260H45V261H46ZM52 260H53V259H52ZM55 260H56V259H55ZM66 260H68V259H66ZM77 260H78V259L76 258V259H75V262H76V263L79 262V261L77 262ZM80 260H82V259H80ZM86 260H88V259H86ZM86 260H85V261H86ZM107 260H108V259H107ZM118 260H119V259H118ZM118 260H117V262H119ZM124 260H123V261H124ZM141 260H142V261H141ZM153 260L151 261V264L153 263ZM155 260H156V259H155ZM185 260H186V259H185ZM185 260H182L181 262H183V261L185 262ZM206 260H207V258H206ZM208 260H209V258H208ZM10 261H11V260H10ZM15 261H16V259H15ZM53 261H54V260H53ZM108 261H109V260H108ZM108 261H107V263H108ZM111 261H113V258H111ZM111 261H110V263H112ZM125 261H126V260H125ZM140 261L143 262V263H145L143 259H140ZM140 261H137V262H140ZM145 261H146V259H145ZM148 261H149V260L146 261V264H147ZM158 261H157V262H158ZM160 261H161V260H160ZM187 261H189V260H186V262H187ZM202 261H203V260H202ZM0 262L2 263V261H0ZM38 262H39V261H38ZM55 262H56V261H54V263H55ZM58 262H59V261H58ZM58 262H56V263H58ZM64 262H66V261L64 260ZM69 262H68V263H69ZM75 262H74V263H75ZM82 262H83V261H82ZM87 262H88V261H87ZM99 262H98V263H99ZM137 262H135V263H137ZM141 262H140V264H141ZM157 262H156V263L154 262V263L157 264ZM161 262H162V261H161ZM211 262H212V261H211ZM214 262H216V260H214ZM217 262H218V261H217ZM31 263H32V262H31ZM33 263H34V261H33ZM43 263H44V262H43ZM51 263H53V262H51ZM66 263H67V262H66ZM71 263H72V262H71ZM83 263H86V262H83ZM110 263H109V264H110ZM115 263H116V262H115ZM126 263H127V261H126ZM143 263H142V264H143ZM149 263H150V262H149ZM37 264H38V263H37ZM39 264H40V263H39ZM46 264H47V263H46ZM79 264H80V263H79ZM86 264H87V263H86ZM103 264H105V263H103ZM117 264H118V263H117ZM128 264H130V263H128ZM137 264H139V263H137ZM197 264H198V263H197ZM212 264H213V263H212ZM214 264H215V263H214ZM216 264H217V263H216ZM218 264H220V263H218Z\"/></svg>", "mask_w": 264, "mask_h": 264}]
</instances>
